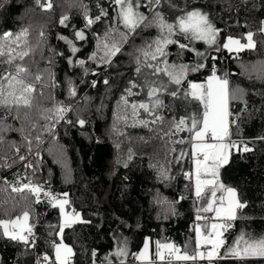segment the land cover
Returning <instances> with one entry per match:
<instances>
[{
    "label": "trees",
    "instance_id": "1",
    "mask_svg": "<svg viewBox=\"0 0 264 264\" xmlns=\"http://www.w3.org/2000/svg\"><path fill=\"white\" fill-rule=\"evenodd\" d=\"M143 2L146 4L147 0ZM51 3L53 7L44 10L35 0H0L3 5L0 7V33L27 29L26 39L34 53L26 62L33 73L45 72L46 78L48 72L54 73L57 85L46 91L43 98H38L31 109L8 110L0 106V219L14 218L22 213L28 193L13 192L11 186L19 187L31 181L57 197L68 193L66 209L75 210L85 221H90L65 229L63 240L74 252L71 264H106L105 257L124 240H127L129 253H137L146 236L150 237L152 253L158 240L174 243L181 249L187 245L186 250L193 252V226L203 225L205 221L195 220L200 205L194 196L193 183L184 176L193 166L191 134L179 132L170 140L164 132L169 130L173 120L191 117L194 113L202 118V105L191 97L185 98L184 93L189 82H203L214 64L217 74L225 76L227 73L229 89L236 93L229 103L231 120L236 121L230 128L231 139L247 143L253 149L239 154L233 150L231 163L220 170L222 183L234 187L239 199L247 204L246 208L238 210V218L231 222L233 226L224 232L226 245L221 253L241 233L264 236V139H261L264 137V33L260 32L264 0H172L176 8H169L165 0L158 10L169 22L174 23L173 16L182 14L180 9L193 5L208 13L213 24L222 30L217 38L218 45L228 35L242 38L251 31L256 47L239 53H230L222 47L216 51L215 46L180 35L179 42L193 51L167 45V56L161 59L169 65L189 67L199 62L205 68L186 73L180 85H167L168 91L159 94L163 106L156 113L164 119L148 127L137 121H150L152 117L142 109L138 117H132L131 108L125 109L119 102L121 95H126L124 89L129 80L143 83L144 77L135 72V60L140 56L136 49L155 40L158 30L154 27L138 30L136 39L123 45L122 52L113 57L109 65L101 60L105 32L110 26L119 33L125 31L122 25L112 21L115 12L110 0H51ZM101 6L108 11V16L85 28L84 8L94 19ZM141 11L149 14L146 8ZM64 15L69 17L67 27L59 23ZM74 29L84 30L85 39L77 40ZM58 36L67 37L72 45ZM119 38L116 36L117 40ZM72 46L79 49L75 55L71 52ZM197 51L204 53V57H197ZM93 53L95 59L90 60ZM213 56L217 59L212 60ZM69 57L74 62L84 60V67L70 65ZM160 66L163 67V63ZM149 71L145 69V73ZM105 79L109 81L107 85ZM160 79L167 81V77ZM69 80L76 90L75 97L69 96ZM93 80L96 87L91 86ZM171 90H177L178 95L171 96ZM39 92L37 88V95ZM133 92L137 94L127 97L130 104L148 102L147 89L137 87ZM58 103L70 106L71 111L59 122L46 119L51 115L47 110ZM79 119L85 120L83 127L77 123ZM190 123L189 120V126ZM181 138L184 144L172 142ZM16 148L20 149L19 154ZM173 148L175 152L171 151ZM181 150L188 155L177 164L173 156H179ZM19 155L26 159L19 160ZM27 164L32 167H25ZM161 168L168 169L170 179H160ZM182 196L184 199H180ZM30 200V222L36 225L37 245L25 247L0 237V264H36L37 256L45 253L54 260L50 243L57 242L59 236L56 235L58 229L49 225L59 224V209L53 208L43 194L40 203H35L34 197ZM201 214L213 216V213ZM110 259L117 264L114 257ZM125 259L133 261L131 256ZM185 264L194 262L186 261ZM212 264H264V259L238 261L228 258L214 260Z\"/></svg>",
    "mask_w": 264,
    "mask_h": 264
},
{
    "label": "snow or ice",
    "instance_id": "2",
    "mask_svg": "<svg viewBox=\"0 0 264 264\" xmlns=\"http://www.w3.org/2000/svg\"><path fill=\"white\" fill-rule=\"evenodd\" d=\"M165 0H147L145 4L143 0H110V4L114 6L113 11L115 16L112 21L116 25H122L125 31L119 33L116 28L109 27L104 36L102 44L104 56L101 60L104 63L111 64L112 58L122 52L123 45L134 41L142 28H156L158 36L155 40L146 43L143 47L136 49L140 56L136 57L135 72L138 76H143V83L129 80L124 92L126 95H121L120 104L125 109L131 108L132 117L140 115L139 110H143L145 114L152 117L149 120H138L137 123L148 127V125L162 122L163 117L157 115V111L163 106V101L159 98V94L168 91L169 83L180 85L188 72H199L205 68L203 63L197 62L195 66L187 65H169L166 60L161 58L167 56L165 48L167 45H177L181 51H193L188 45L179 42V36L182 35L185 39L203 41L210 47L215 46L216 51H220L221 47L228 52L239 53L244 49H254L256 43L253 39L254 34L249 31L242 38L227 36L218 45L217 38L221 35V29H218L211 21L208 13L203 12L199 7L189 5L185 9H180L182 14L174 15V23L168 21V18L162 11L158 10ZM169 8H176L172 0H166ZM38 7L44 10L53 7L51 0H35ZM3 5L0 4V7ZM141 8H146L148 15ZM102 6L99 9L98 15L91 18L88 15L87 8H84L83 17L85 28L91 27L94 23L101 21L102 18L108 16ZM69 17L64 15L60 18L59 23L65 27L68 26ZM260 32L264 33V21H261ZM74 35L77 40H84L85 33L82 29H74ZM28 36L27 29H21L18 33L12 31H4L0 33V106L8 110L13 108L19 110L22 108L31 109L34 107L38 98H43L46 91L56 87V77L54 73L48 72L47 78L45 72L33 73L26 58L34 53V49L29 46L26 37ZM116 36L120 38L117 40ZM177 36V39H172ZM43 38V33H41ZM60 40L72 45V41L65 36H58ZM242 40H246L242 42ZM79 49L75 46L71 47V52L75 55ZM58 55H62L59 54ZM95 53L89 57L90 60L95 59ZM204 53L196 52L199 58L204 57ZM141 57L144 59L142 60ZM212 60L217 59L211 57ZM150 61H156L155 64ZM70 65L78 64L84 67V60L73 61L71 57L67 61ZM49 65L52 61H48ZM163 63V67L160 64ZM145 69L150 70L145 73ZM47 71V70H45ZM85 74H87L85 72ZM227 73L225 74V77ZM156 77L157 79H153ZM167 77V81L160 79ZM217 75V69L213 64L211 66L210 75L203 82L188 83V90L184 93L185 98L191 97L192 100L198 101L203 107L202 118L197 113L191 117H182L178 121L173 120L169 126V130L164 132V136L171 140L179 132L188 131L190 135V154L192 158L193 170L184 173L185 178L193 183L194 196L197 203L200 205L196 209L195 220L205 221L203 225L196 223L193 226L195 232V249L189 253L187 245L184 249L177 247L174 243L165 241L155 242L154 256L150 253V241L144 240L143 247L137 253H129L127 248V240L118 242L116 250L105 257L106 264H113L110 257H114L117 264H126V257L131 256L133 260L141 262V264H174L180 261H208L212 264L214 260L232 258L238 261H248L253 259H264V236H255L247 233H241L236 238L231 246H228L223 253L221 250L225 248L226 240L224 232L231 228L232 221H235L237 212L240 209L246 208L247 204L242 202L238 197V192L235 188L225 186L220 180V170L231 163L232 151L236 153H247L253 149L247 143H237L231 139L230 128L236 124L235 120H231L232 113L229 111L230 99L236 93L229 89V81ZM109 81L104 80L107 85ZM92 87H96V81L93 80ZM141 87L147 89L148 102H132L130 104L127 97L136 95L133 89ZM37 88L40 89L37 95ZM239 91V90H237ZM68 93L70 97L77 95L71 81H68ZM171 96L178 95L177 90H171ZM51 113L46 119L59 122L65 118V114L71 111L70 106H64L58 103L52 109H48ZM126 118V117H125ZM190 120V126L188 121ZM77 123L83 127L85 120L79 119ZM163 138V137H161ZM27 139V137L25 138ZM264 139V137H261ZM39 141L40 137L37 136ZM173 143L184 144L185 140H174ZM29 143V151H31V141ZM119 145H117V148ZM175 152L176 149L171 150ZM17 154L20 149L16 148ZM188 155L184 150L180 151L179 156H173V160L179 164L182 158ZM19 160L26 159L24 155H19ZM132 158L131 150H129L128 159ZM120 161L117 159L116 163ZM127 167V163L124 165ZM31 168V164L25 165ZM160 179H170L167 168H161ZM5 183H7L5 181ZM13 192L24 193L28 195L24 197L25 206L20 215L9 219H0V237L17 244H23L25 247H35L37 245V235L35 232L36 225L31 223V197H34L35 203L41 202V194L48 199V202L53 208L59 209V224L56 226L49 225L50 228L56 227L58 230L56 235L60 237L59 242L53 240L50 247L54 253V260L51 259L48 253L42 256H37L36 264H71L74 255L73 248L64 243L63 235L65 229L72 228L77 223H90L85 221L79 212L75 210L66 211V206L69 205L67 199L68 193H62V198L53 195L51 191L45 190L42 185L34 184L31 181L19 187L11 186ZM210 193V195H209ZM218 193H220L218 195ZM184 199V197H180ZM15 207V206H14ZM201 213H213L209 218ZM173 214L174 211H173ZM211 219V223L209 220ZM51 234V233H50ZM206 248V251H205ZM96 255L95 252L92 254Z\"/></svg>",
    "mask_w": 264,
    "mask_h": 264
},
{
    "label": "rangeland",
    "instance_id": "3",
    "mask_svg": "<svg viewBox=\"0 0 264 264\" xmlns=\"http://www.w3.org/2000/svg\"><path fill=\"white\" fill-rule=\"evenodd\" d=\"M117 28H119V26H117ZM228 36H233V35H228ZM233 37H235V36H233ZM237 38V37H236ZM242 42H245L246 43V40H242ZM217 75H219V76H221V77H225L224 75H220V74H217ZM226 78V77H225ZM227 79V78H226ZM230 119H231V117H230ZM193 170V169H192ZM191 170V171H192ZM192 183H194V182H192ZM229 187H232V186H229ZM234 188V187H233ZM193 192H194V189H193ZM58 198H62V197H58ZM66 211H68V210H66ZM70 212V211H69ZM214 215V214H213ZM212 221H211V219H210V221H209V223H211ZM194 234H195V232H194ZM145 239H148L149 241H150V237L149 236H146L145 237ZM144 239V240H145ZM151 242V241H150ZM165 242H167V241H165ZM142 247H143V245H142ZM141 247V248H142ZM140 248V249H141ZM139 252V251H138ZM150 253L154 256V253H152V249H151V243H150ZM126 264H141V262H139V261H135V260H133V261H128V262H126Z\"/></svg>",
    "mask_w": 264,
    "mask_h": 264
},
{
    "label": "built area",
    "instance_id": "4",
    "mask_svg": "<svg viewBox=\"0 0 264 264\" xmlns=\"http://www.w3.org/2000/svg\"><path fill=\"white\" fill-rule=\"evenodd\" d=\"M206 251V248H205ZM132 261V260H131ZM175 264H185V261L175 262ZM194 264H208V261H196Z\"/></svg>",
    "mask_w": 264,
    "mask_h": 264
},
{
    "label": "crops",
    "instance_id": "5",
    "mask_svg": "<svg viewBox=\"0 0 264 264\" xmlns=\"http://www.w3.org/2000/svg\"><path fill=\"white\" fill-rule=\"evenodd\" d=\"M192 169H193V166H192ZM67 210V209H66ZM59 240H60V237H59ZM59 240L57 242H59ZM64 243H66L67 245L71 246L70 244H68L67 242L64 241ZM72 247V246H71ZM54 254V253H53Z\"/></svg>",
    "mask_w": 264,
    "mask_h": 264
}]
</instances>
